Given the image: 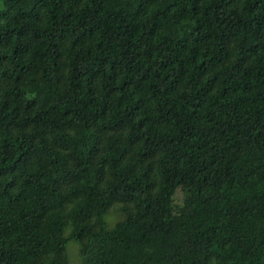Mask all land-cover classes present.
Segmentation results:
<instances>
[{"label":"trees","instance_id":"1","mask_svg":"<svg viewBox=\"0 0 264 264\" xmlns=\"http://www.w3.org/2000/svg\"><path fill=\"white\" fill-rule=\"evenodd\" d=\"M0 5V264H264V0Z\"/></svg>","mask_w":264,"mask_h":264},{"label":"rangeland","instance_id":"2","mask_svg":"<svg viewBox=\"0 0 264 264\" xmlns=\"http://www.w3.org/2000/svg\"><path fill=\"white\" fill-rule=\"evenodd\" d=\"M1 6V5H0ZM184 192L179 188L173 198V205L180 206L184 199ZM122 216L118 214H112L107 216L106 220L110 226H112L117 221L121 220ZM67 252L69 257L70 264H80L79 255H78V245L74 242H70L67 246Z\"/></svg>","mask_w":264,"mask_h":264}]
</instances>
